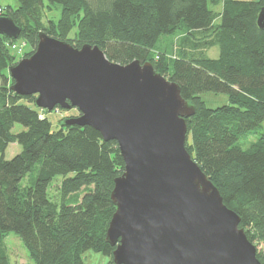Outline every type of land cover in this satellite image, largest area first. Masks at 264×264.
I'll return each instance as SVG.
<instances>
[{"label":"trees","instance_id":"1","mask_svg":"<svg viewBox=\"0 0 264 264\" xmlns=\"http://www.w3.org/2000/svg\"><path fill=\"white\" fill-rule=\"evenodd\" d=\"M48 7L62 5L58 21L45 23ZM221 4L216 11L209 4ZM264 0H19L0 15L21 26L11 39L0 34V264H11L6 237L17 233L34 264H84L87 250L115 264L106 240L115 211L111 193L125 169L116 140H104L90 125L53 129L51 111L36 95L11 89L9 68L37 47L39 33L76 47L98 45L115 62L150 61L176 82L196 107L187 118L186 146L241 218L264 264V29L257 18ZM77 26L74 38L70 31ZM168 44H164L165 36ZM29 45L19 54L18 40ZM218 47V57L207 52ZM204 92L226 93L229 102L209 107ZM59 107V106H58ZM62 110H69L59 107ZM75 109V108H72ZM16 123L24 129L14 132ZM258 134L247 148L239 140ZM17 142L22 150L4 152ZM62 175L59 196L48 189Z\"/></svg>","mask_w":264,"mask_h":264},{"label":"water","instance_id":"2","mask_svg":"<svg viewBox=\"0 0 264 264\" xmlns=\"http://www.w3.org/2000/svg\"><path fill=\"white\" fill-rule=\"evenodd\" d=\"M257 22L264 29V5ZM0 34L17 39L21 26L0 15ZM9 73L11 89L35 94L37 107L77 108L66 124L118 142L125 169L106 234L115 264H262L240 216L187 149L195 105L150 61L122 64L97 44L76 47L40 32L34 52Z\"/></svg>","mask_w":264,"mask_h":264},{"label":"rangeland","instance_id":"3","mask_svg":"<svg viewBox=\"0 0 264 264\" xmlns=\"http://www.w3.org/2000/svg\"><path fill=\"white\" fill-rule=\"evenodd\" d=\"M45 15H44V22L48 23L49 20L58 21L62 14V5L60 3H56L52 5V8L48 7V2L45 1ZM0 5L3 8L12 7L17 8L19 6V0H0ZM211 9L216 11H220L222 9L221 4H209ZM77 33V26H75L69 33L70 38H74ZM172 35H166L164 44H168V38ZM19 46L17 47L19 54H23L25 51H29V45L25 44L22 39L18 40ZM207 54L210 57H218L219 49L218 47H212L208 50ZM202 98L206 102L209 107L216 108L227 104L229 102V97L226 93H215V92H204L202 93ZM60 107V106H59ZM59 107H55L54 109L50 110L51 112L48 113V117L52 122L53 129L59 128V120L66 117L72 118L79 116L80 112L77 108L69 109V110H62ZM23 125L16 123L13 127L14 132H19L23 130ZM258 134H248L244 137H241L239 140V145L243 148H247L252 142L258 139ZM22 150V146L17 142H12L8 145L4 152V156L7 159L12 158L17 153ZM1 155V152H0ZM63 179L62 175H57L51 182L49 186L48 193L49 196L54 199L56 195L59 196V186ZM6 246L7 252L11 260V264H34L33 260L30 258L29 252L25 247L22 239L20 236L15 232H10L6 239ZM110 257L102 252H97L94 250H87L83 254V261L84 264H108Z\"/></svg>","mask_w":264,"mask_h":264}]
</instances>
